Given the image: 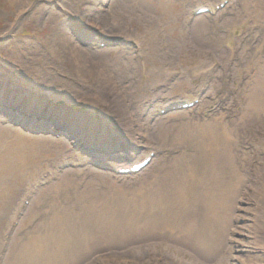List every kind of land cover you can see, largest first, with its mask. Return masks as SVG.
<instances>
[{"label": "rangeland", "instance_id": "1", "mask_svg": "<svg viewBox=\"0 0 264 264\" xmlns=\"http://www.w3.org/2000/svg\"><path fill=\"white\" fill-rule=\"evenodd\" d=\"M121 1L0 0V88L25 96L0 105V264H264V187L250 171L264 167V147L241 143L250 132L232 123V150L245 161L242 186L217 188L211 165L207 174L202 169L203 157L200 181L180 184L192 148L175 130L182 118L219 119L223 109L210 110L213 100L205 94L222 68L239 77L232 65L255 25L260 34L247 53L256 61L264 57L258 49L264 47V0H230L203 14L194 6L213 8L222 0ZM77 46L87 62L131 77L132 91L108 96L95 84L100 70L77 67ZM207 70L213 77L203 82ZM240 92L234 108L244 101ZM116 96L128 104L123 117L112 109L103 113ZM192 99L203 102L173 108ZM259 120L250 127H260L264 144ZM23 122L39 129L23 130ZM86 142L131 161L150 150L153 156L138 174L116 176L88 163L80 153ZM176 188L183 195L179 206L157 204L179 194Z\"/></svg>", "mask_w": 264, "mask_h": 264}, {"label": "bare ground", "instance_id": "2", "mask_svg": "<svg viewBox=\"0 0 264 264\" xmlns=\"http://www.w3.org/2000/svg\"><path fill=\"white\" fill-rule=\"evenodd\" d=\"M121 2H122L121 0H116L115 4L118 5V3ZM199 7H202V5L195 6V9ZM263 8L264 6L260 4V10H263ZM256 28L261 29V26L259 25L253 26L251 30V34L249 35L250 39L248 40L246 39V41L243 42V45L245 46L243 48L244 50L238 52V54L235 56L236 59L232 65V68H234V71L239 75L236 81L234 80V77H230L228 74H226L227 70L225 68H222L221 70H219L217 74L213 75L217 79L216 81H214V83L211 82L210 86L212 88V91L208 93L206 92L207 94H205V95L211 94V97L209 96V98H211L213 102L209 106L217 105V108L215 110H219L218 107L223 109V111H221L222 115L219 116V119L208 120L199 123V121H194L193 117L191 116L190 118H182L181 121L179 120L181 122V125L179 128L175 129L178 132L177 139H179L180 137L184 138L183 143L186 146L192 148L191 153L188 155L190 156L189 161L184 165V167L189 168V171L183 174L182 176H180L179 178H177V181L180 184L182 182H188L190 184L197 183L198 181H200V177H199V173H201L200 171H202L203 169V171L207 174V171H211L210 170V165H211L212 168L211 178L213 180L217 179L215 184L217 188H220L224 192H227L230 186H232L233 182L235 183V186H242L243 181H240V178L241 176H243V173H241V169L239 165H241V163L245 164V161H244V157H242L243 153L240 152L241 154H239L243 158L241 159L237 157V154H235V150H232L233 149L232 143L236 140L233 132V129L236 128H232L231 126L232 123H234L236 126H238L237 124L242 123V129H246L250 132L248 134H244L243 136L241 135L240 138L241 141L239 140L241 143H244L242 141L245 138V139H249L252 142V145L255 147V150L256 149L261 150L262 148L260 146L256 148L255 145H261L264 147V144L260 140L261 137H259L260 134L262 133L260 127H256L255 130L254 128L250 127L251 121L259 120L260 117H261L260 120L264 119V59H263L264 57H261L256 61L254 60L255 57L253 55L251 54L248 55L247 53L249 48L253 46L252 39L257 37L256 35L259 36L260 34L259 31L253 33V29ZM262 31L264 33V29H262ZM257 40L258 38H256V41ZM259 40H261V42H264V38L262 39V37H260ZM97 42H101V41H97ZM76 49H78V55H80V57L78 56V58L75 59V63L77 67L88 71L100 70L102 75L95 82V84L101 86L102 89L105 90L108 96L113 92H118L122 94V96L124 97L125 95L127 96L128 93L132 91V89L134 88V84L131 80V77L125 75L123 76L121 73L119 74V72H116L106 67L103 68L101 65L87 62L84 57L86 55V50L80 48L79 46H77ZM258 49L260 52L264 53V47L261 46L258 47ZM231 56L232 55H230L229 57L227 56V58H230ZM151 61L158 63V61L154 59ZM161 63L162 65L160 66H165L164 62ZM127 64L128 66L129 65L132 66L131 61H129V63ZM92 72L93 71H91V73ZM211 72L212 71L207 70V72L204 75L205 78H203L204 76L202 78L204 80L210 79L212 76V74H210ZM118 74L121 82L118 81L117 83L114 81V78H117ZM171 74H169L168 76H170ZM140 75L146 78L144 72L142 74L140 72ZM156 75L157 73H152L151 77L154 78L156 77ZM228 76L230 77V81H232V83H229ZM242 90L244 91V101L241 105H239V107H235L238 110L232 115L231 113H233L235 109L234 103L236 102L237 105V100L240 99L238 97H240L241 94L240 91ZM217 91H222L223 96H220V94H218L219 92ZM0 93H2L1 89H0ZM212 94H214L215 97H212ZM153 97L154 96H151L149 97V99L151 100ZM115 98L116 99L113 100L112 102L114 106L112 105V108H108L104 106L105 108L103 107L104 108L103 113L109 112L110 109H112L111 113H113L116 116L120 115L123 117L126 115V111H124L125 108L129 110L128 104L122 106L121 100H119L117 96ZM184 102H188V101H184ZM202 102L203 99L202 101L200 100L198 103L201 104ZM212 114L214 113L212 112L211 114H208V116ZM201 118H203V116H201ZM260 120L259 122L261 123ZM201 121H203V119H201ZM101 127H102L101 129L106 130V127H104V125H102ZM104 134L105 132H100V135H104ZM19 136H21V134ZM199 136L202 137L201 139L202 145L198 146ZM195 141L197 142L194 143ZM187 143H189V145ZM104 148L107 149V147ZM104 148L102 152L105 151ZM126 148H129V146H126ZM263 156H264V148H263ZM201 157H203V166L202 169H199V161ZM123 165H127V164H122L120 166ZM181 170L175 173L180 174ZM250 171H252L253 175L257 177V182L259 184H262V186L264 187V167L260 165H256L252 167ZM168 177L174 179L173 175L172 176L168 175ZM176 189L179 190L178 188ZM179 191H180L179 194L173 196L168 195L166 196V198L159 199L157 204L167 203L168 205L179 206L183 200L182 191L181 190ZM225 198H226V194H225ZM225 198L223 199L224 207L226 206ZM146 199H150V197H147ZM218 217L219 218L222 217V212Z\"/></svg>", "mask_w": 264, "mask_h": 264}, {"label": "water", "instance_id": "3", "mask_svg": "<svg viewBox=\"0 0 264 264\" xmlns=\"http://www.w3.org/2000/svg\"><path fill=\"white\" fill-rule=\"evenodd\" d=\"M57 104H59V103H57Z\"/></svg>", "mask_w": 264, "mask_h": 264}]
</instances>
